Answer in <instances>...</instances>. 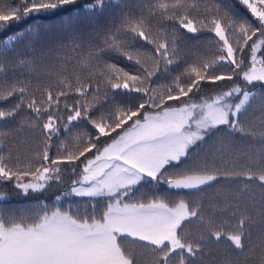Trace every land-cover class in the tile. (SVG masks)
Listing matches in <instances>:
<instances>
[{
	"label": "snow or ice",
	"instance_id": "6c2138e0",
	"mask_svg": "<svg viewBox=\"0 0 264 264\" xmlns=\"http://www.w3.org/2000/svg\"><path fill=\"white\" fill-rule=\"evenodd\" d=\"M74 5L0 0V102L15 98L0 108V122L26 110L39 133L36 150L22 155L5 148L14 130L0 128V185L27 196L74 177L55 200L85 201L0 211V264H203L202 249L221 240L245 264H264V242L245 251L251 213L264 228V0H88L70 10L76 16L65 22L69 36L57 44L64 51L55 53L49 83L33 87L35 61L12 60L33 29L13 25ZM200 36L209 47L186 59L181 45ZM10 69L28 76L9 81ZM254 103L258 128L240 119ZM223 132L259 138L250 164L225 168L198 154ZM235 177L243 187L218 192L206 210L201 197ZM146 186L156 189L150 198Z\"/></svg>",
	"mask_w": 264,
	"mask_h": 264
},
{
	"label": "trees",
	"instance_id": "16d2710c",
	"mask_svg": "<svg viewBox=\"0 0 264 264\" xmlns=\"http://www.w3.org/2000/svg\"><path fill=\"white\" fill-rule=\"evenodd\" d=\"M14 3H18L19 0H12ZM88 0H77V5L69 6L68 10H57L55 13H41L37 16L29 17L27 21H22L19 25H13V28L18 30H27L29 26L33 29V34L27 37L23 41L16 44V53L12 57V60L18 58H28L35 61L37 77L33 78V87L36 86L37 79L41 85L49 83L48 72H55L58 65H56L57 57L56 51H64L63 49H57V44L67 43L69 36V27L66 25V21L71 16H76V12L70 11L73 8L82 6L87 3ZM236 3V0H233ZM237 10L243 14L250 16L246 9L241 5H236ZM39 27H36V26ZM73 27L75 22H73ZM184 49L182 55L191 60L197 55H204L205 49L209 47L204 36H200L199 39H185L181 45ZM51 50V51H50ZM111 62L117 63L120 67H126L128 62L122 57L113 56ZM54 65H56L54 67ZM86 75V73H84ZM28 76L25 71L23 74L20 69H10L8 72V80L24 79ZM259 90V85L253 91ZM211 86H205L203 95L211 94ZM39 98V97H38ZM15 102V98H9L7 101L0 102V108L8 107ZM71 102V101H70ZM30 114L24 110L21 111L15 119H11L5 122H0V128L12 129V135L9 137V141L6 143L5 148L11 149L13 153L19 151L22 155H29L36 150L39 145V133L35 132L28 126ZM261 113L259 110V104L254 103L247 112L241 117L242 123L246 127L255 125L259 127ZM21 124L24 126L21 127ZM87 127L88 131H91L90 127L81 125L84 129ZM74 132L76 129L73 130ZM62 137L64 136L62 132ZM55 139V138H54ZM58 143V142H57ZM261 148L258 137H254L249 132H223L219 136H214L206 140L201 144L198 149V154L201 152L207 156L208 159L214 157L218 158V162L223 163L225 168L231 167L234 162H237V168H242L248 161V156ZM211 152L210 155L208 153ZM222 157V160L219 158ZM71 178L65 179L63 184H54L47 192L38 194H29L27 196L17 192L10 185H0V194H3V199H0V211H19L21 209L35 208L39 204H47L49 207L63 205L67 208L70 204L75 208L77 205L83 207L85 201L76 197H65L59 204L55 200V196L62 193L64 189L68 188L71 183ZM243 177H235L230 180L221 178L219 182L215 184V187L210 189L207 194L201 198L205 204L206 210L210 211L207 206L211 203L220 202L218 192L236 191L243 187ZM165 190L163 186L160 188ZM251 190L259 193V188L255 183L251 184ZM142 191L150 198L155 188L146 186ZM254 217V223L250 229L251 239L245 240L246 254L249 250L255 249L259 251V246L264 242V228L256 219V213H251ZM222 217L217 219V223L221 222ZM194 236L198 234L196 225H191L188 229ZM204 255L202 257L203 264H223L224 260L230 259L232 264H245L246 256H238L236 252L232 250L230 242L221 240L219 242L213 241L202 249ZM248 260H253L255 257L247 256Z\"/></svg>",
	"mask_w": 264,
	"mask_h": 264
},
{
	"label": "rangeland",
	"instance_id": "374dc122",
	"mask_svg": "<svg viewBox=\"0 0 264 264\" xmlns=\"http://www.w3.org/2000/svg\"><path fill=\"white\" fill-rule=\"evenodd\" d=\"M210 154H211V152L208 153V155H210ZM200 156L203 158V157H205V154L201 152ZM160 190H161V189H160ZM161 191H162V190H161Z\"/></svg>",
	"mask_w": 264,
	"mask_h": 264
}]
</instances>
